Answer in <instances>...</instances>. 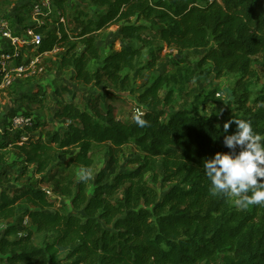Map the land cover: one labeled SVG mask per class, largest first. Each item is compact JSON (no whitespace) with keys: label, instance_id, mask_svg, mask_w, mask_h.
I'll use <instances>...</instances> for the list:
<instances>
[{"label":"trees","instance_id":"obj_1","mask_svg":"<svg viewBox=\"0 0 264 264\" xmlns=\"http://www.w3.org/2000/svg\"><path fill=\"white\" fill-rule=\"evenodd\" d=\"M66 1L52 0V5L63 11ZM81 1L90 10L72 17L77 30L65 22H55L51 31L47 22L24 27L42 36L39 53L61 50L59 69L71 70L79 88L96 93L76 101L74 89L55 88L57 96L68 98L53 115L62 125L46 136L32 117L23 130L2 129L0 165H6L12 149L20 175L37 180L13 195L0 189V222L6 224L0 264H264V206L240 211L233 197L210 195L203 168L205 159L228 151L224 122L249 121L264 136V97L256 108L246 106L254 63L264 69V0ZM19 17L13 35L21 30ZM112 26L118 39L147 49L145 64L142 52L129 44L101 56L98 41ZM165 47L180 63L184 51L205 49L199 65L209 64L216 79L239 75L234 89L215 103L226 106L232 96L240 117L226 118L220 110L208 116L183 108L165 112L170 94L162 99L159 93L182 81L181 66L135 87L145 68H156ZM110 92L134 94L147 126H137L136 118L117 119ZM37 95L44 94L38 90ZM235 128L233 123L229 134ZM95 145L107 148V159L93 179L81 182L82 167L92 172ZM126 146L140 154L130 170L121 162ZM61 153L67 155L62 163ZM18 217L21 222H15ZM31 228L51 242L34 245Z\"/></svg>","mask_w":264,"mask_h":264},{"label":"rangeland","instance_id":"obj_2","mask_svg":"<svg viewBox=\"0 0 264 264\" xmlns=\"http://www.w3.org/2000/svg\"><path fill=\"white\" fill-rule=\"evenodd\" d=\"M207 1L210 2V0ZM199 2L205 3L206 0H199ZM29 3L31 4V0H0V20L7 21L12 31L17 30L15 16H20L19 18H21L22 23H20L21 30L18 31L19 36H23L25 31L29 29H24V27L33 25L41 26L44 25L45 22L48 23V30L51 31L56 24L55 22H60L59 19L63 16L64 22L69 25L70 29L77 30V26L72 21V17L82 9H85V11L90 10L86 1L68 0L64 4L63 11L58 9L56 5L53 6L51 4L50 14L48 16L42 15L36 17L31 13ZM117 34L118 28L112 26L101 35L98 41L101 56L108 54L111 50H120L122 44H129L142 52L140 63L145 64L148 58L147 49L136 42H123L121 39H118ZM4 43L5 41L0 36V49ZM61 52V50L53 52V54L42 59L45 70L42 76L25 80V82L14 85L8 91L0 93V122L3 127L7 126V122L12 116L16 113H20L25 116H30L34 121L39 122L42 125L39 131L46 136L62 125L63 122L55 120L53 115L62 101L68 98V96L64 94L63 97L57 96L54 93L55 88L59 85H66L74 89L76 101L81 100L82 95L96 93V90L93 88H79L77 84L71 80V71L59 69L57 56L61 54ZM205 53V49L184 51V63H180L175 57L176 52L173 49L165 47L159 57L156 68L154 70L145 68L133 85L135 87L147 85L159 74L175 73L176 68L181 66L182 81L171 84L167 88H163L159 93L162 99L165 98L168 93L170 94V104L163 108L165 112L168 113L183 108L189 111L197 110L199 114L208 116L210 113L216 114L220 110L226 112V118H239L241 114L232 96L230 99L231 101L225 102L226 106L217 105L215 103V98H225V96H227V91L234 89L235 82H237L240 76L236 74H225L222 78L216 79L214 74L209 72V64L199 65ZM254 69L256 71V78L251 79L246 85V95L248 96L246 106L251 108H256V100L264 97V69L260 67L257 62L254 63ZM50 77L54 79L51 80ZM48 79L50 80L47 81ZM39 83H41L43 87H39ZM38 90L44 95H37ZM217 93L220 94L219 97L216 95ZM108 94H110L107 98L108 102L114 106V115L117 119L129 121L135 118L136 115L142 113L135 101L134 94L128 92H110ZM208 94H214L215 96L211 95L207 98ZM7 105L9 106L6 107ZM1 106L4 107V109L1 110ZM15 133L16 132L11 133L10 138H12ZM9 152L10 154L7 156L6 165H0V189H5L10 195H13L20 190L23 185L28 184V181L33 183L37 178L31 177L29 174L25 176L20 175V163L18 162L17 153L12 149ZM106 152L107 148L104 145L93 146L90 152V158L93 162L92 174L95 173L99 167L103 166L107 159ZM139 158V151L135 147H123L121 162L126 170L136 167ZM66 159L67 155L61 153L60 163ZM167 187L166 185L164 190L167 189ZM119 198L120 193H117L115 199ZM21 220V217H18L15 222H21ZM23 222H25V220ZM5 226V223L0 222V234L4 231ZM31 230L33 232L32 239L34 245L43 247L51 242V238L48 235L36 233L34 228H31Z\"/></svg>","mask_w":264,"mask_h":264},{"label":"clouds","instance_id":"obj_3","mask_svg":"<svg viewBox=\"0 0 264 264\" xmlns=\"http://www.w3.org/2000/svg\"><path fill=\"white\" fill-rule=\"evenodd\" d=\"M141 116L138 115L135 122L145 127L148 121ZM233 123L235 131L229 134ZM222 130L223 145L228 151L216 152L203 162L210 195L233 197V204L240 211L249 206H264V136L256 133L251 122L245 120L230 119L223 123ZM90 179H93L92 172L82 167L79 180Z\"/></svg>","mask_w":264,"mask_h":264},{"label":"built area","instance_id":"obj_4","mask_svg":"<svg viewBox=\"0 0 264 264\" xmlns=\"http://www.w3.org/2000/svg\"><path fill=\"white\" fill-rule=\"evenodd\" d=\"M217 1L220 0H210ZM52 0H31L30 9L34 16H48L50 14ZM60 23L64 19L60 17ZM0 36L5 41L0 49V93L6 92L14 85L25 82L45 72L42 59L58 52L54 49L51 52L39 53L38 47L41 44L42 36L32 29H27L23 36L13 35L8 22L0 20ZM218 97L219 93L216 94ZM142 114V113H141ZM138 114V115H141ZM136 115L135 118L138 116ZM32 118L25 115H14L10 118L7 128L10 131L23 130L32 125ZM3 133L0 126V136ZM26 140V137H22Z\"/></svg>","mask_w":264,"mask_h":264},{"label":"crops","instance_id":"obj_5","mask_svg":"<svg viewBox=\"0 0 264 264\" xmlns=\"http://www.w3.org/2000/svg\"><path fill=\"white\" fill-rule=\"evenodd\" d=\"M69 71H71V70H69ZM71 74L73 75V72H72V71H71ZM50 79L52 80V79H54V78H53V77H50ZM50 79H48L47 81H49ZM48 83H49V82H48ZM38 86H39V87H40V86L43 87V85H42L41 83H39ZM44 90H45V89H44ZM62 97H63V95H62ZM65 100H66V99H65ZM9 101H10V100H9ZM9 103H10V102H9ZM8 106H9V105H7L6 107H8ZM2 109H4V107L1 106V110H2ZM16 114H18V115H22V114H20V113H16ZM9 120H10V119H9ZM0 126L3 127V125L1 124V122H0ZM3 128H4V127H3ZM3 128H2V129H3Z\"/></svg>","mask_w":264,"mask_h":264}]
</instances>
